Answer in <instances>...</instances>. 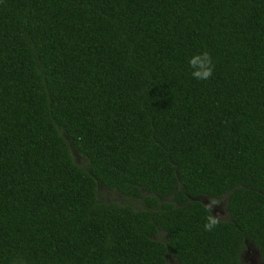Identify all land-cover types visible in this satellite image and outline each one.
<instances>
[{
	"label": "trees",
	"instance_id": "16d2710c",
	"mask_svg": "<svg viewBox=\"0 0 264 264\" xmlns=\"http://www.w3.org/2000/svg\"><path fill=\"white\" fill-rule=\"evenodd\" d=\"M199 196H225L213 231ZM246 241L264 264V0H0V264H248Z\"/></svg>",
	"mask_w": 264,
	"mask_h": 264
},
{
	"label": "rangeland",
	"instance_id": "374dc122",
	"mask_svg": "<svg viewBox=\"0 0 264 264\" xmlns=\"http://www.w3.org/2000/svg\"><path fill=\"white\" fill-rule=\"evenodd\" d=\"M74 159L78 163L85 165V158L78 155L75 151H74ZM98 197L100 200L103 201H108V200L124 201L123 196L118 191L110 190L102 186H99L98 188ZM198 198L210 208L212 214H217L222 219L227 218V212L225 207V202H226L225 196H220L216 199L207 196H199ZM246 244H247L246 248L242 254L243 260L248 264H263L260 259V255L257 247L249 241H247ZM168 260L170 264H179L171 254L168 256Z\"/></svg>",
	"mask_w": 264,
	"mask_h": 264
},
{
	"label": "clouds",
	"instance_id": "9594fccd",
	"mask_svg": "<svg viewBox=\"0 0 264 264\" xmlns=\"http://www.w3.org/2000/svg\"><path fill=\"white\" fill-rule=\"evenodd\" d=\"M191 76L193 79L204 81L212 78L215 65L208 51L196 53L188 60ZM221 223V217L217 214H209L205 217L204 229L213 231Z\"/></svg>",
	"mask_w": 264,
	"mask_h": 264
},
{
	"label": "water",
	"instance_id": "95a60500",
	"mask_svg": "<svg viewBox=\"0 0 264 264\" xmlns=\"http://www.w3.org/2000/svg\"><path fill=\"white\" fill-rule=\"evenodd\" d=\"M247 242V241H246Z\"/></svg>",
	"mask_w": 264,
	"mask_h": 264
}]
</instances>
